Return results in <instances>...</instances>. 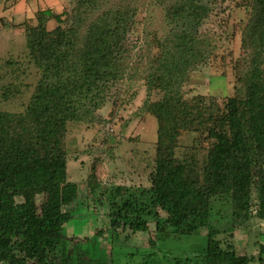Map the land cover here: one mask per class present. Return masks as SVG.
Here are the masks:
<instances>
[{"label":"trees","instance_id":"obj_1","mask_svg":"<svg viewBox=\"0 0 264 264\" xmlns=\"http://www.w3.org/2000/svg\"><path fill=\"white\" fill-rule=\"evenodd\" d=\"M199 1L183 0L167 15L171 24L190 20L183 25L182 35L192 44L197 43V32L190 24L200 25L202 18L209 16L208 8ZM97 2L79 0L76 14L88 6L96 7ZM251 7L247 36L254 40L258 59L244 80L243 95L229 98L222 106L213 98L209 106L205 97L185 102L180 91L171 89L178 83L177 73L185 82L192 71L186 59L176 63V73L169 70L154 75L156 85L169 96L150 109L159 124L151 187L119 186L113 192L109 214L113 233H149V217L155 220L158 231L173 228L180 236L207 228L203 264H264V250L248 257L239 255L234 246L223 248L211 223L212 205L224 197H230L240 212L250 209L255 192L259 213L264 212V0H252ZM135 14L132 9L120 10L112 21L101 20L90 27L79 82L56 84L45 77L26 114L0 111V264H72L64 229L74 216L65 208L77 199L78 185L68 178L63 146L68 124L79 120L77 105L87 94L99 97L112 80H118ZM64 16L69 19L70 14L58 15L55 20L61 23ZM50 17V11L41 12L38 25L24 32L31 62L40 70L60 73L76 47L79 32L76 25L59 26L51 32ZM12 93L5 91L3 97L7 99ZM182 130L199 133L209 142L202 183L191 178L186 163L177 158Z\"/></svg>","mask_w":264,"mask_h":264},{"label":"rangeland","instance_id":"obj_2","mask_svg":"<svg viewBox=\"0 0 264 264\" xmlns=\"http://www.w3.org/2000/svg\"><path fill=\"white\" fill-rule=\"evenodd\" d=\"M181 1L98 0L96 7L88 6L76 14L79 0H0V111L13 115L26 114L45 77L56 84L80 81L85 37L93 24L112 21L120 10L136 13L130 22L118 80H112L99 97L87 94L77 105L79 120L68 124L63 145L68 178L78 185L77 199L65 208L74 216L64 229L72 264H203L207 228L180 236L173 228L158 231L155 220L149 217V233H113L109 219L110 198L119 186L151 187L159 124L150 109L169 96L156 85L154 75L167 74L176 70V63L189 60L192 71L185 82L177 73L178 83L171 90L180 91L187 103L205 97L209 106L211 98L222 106L229 98L245 93L244 80L258 59L254 40L247 36L252 0H200L209 16L202 18L200 25L190 24L197 32L195 44L182 35L183 25L190 20L171 24L167 19L170 8ZM46 11L52 13L47 20L51 32L73 25L79 32L76 47L60 73L40 70L29 57L24 29L37 26L41 12ZM67 13L69 19L64 16L61 23L55 20ZM8 90L13 93L5 99L3 93ZM208 152L205 136L181 131L177 158L186 163L189 176L201 183ZM165 219L163 216L162 221ZM211 223L223 248L234 246L239 255L248 257L264 250V212L259 213L257 193H253L250 209L240 212L230 197L215 200Z\"/></svg>","mask_w":264,"mask_h":264}]
</instances>
